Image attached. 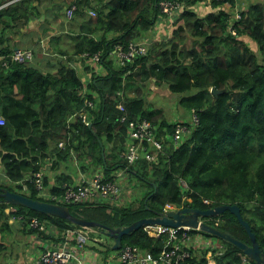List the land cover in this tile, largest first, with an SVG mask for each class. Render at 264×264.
Returning a JSON list of instances; mask_svg holds the SVG:
<instances>
[{
  "label": "trees",
  "instance_id": "obj_1",
  "mask_svg": "<svg viewBox=\"0 0 264 264\" xmlns=\"http://www.w3.org/2000/svg\"><path fill=\"white\" fill-rule=\"evenodd\" d=\"M161 1L66 0L67 8L76 6L74 18L81 19L74 36L68 35L74 49L61 47L57 42L60 37H51L47 49L69 60L59 61L54 72H43L32 63H10L3 68L0 59V116L5 119L0 126V188L49 202L39 196L34 174L46 167L59 172L49 191L62 195L63 185L70 178L69 166L76 158L81 171L92 175L101 172L105 181L115 180V173L124 171L135 192L126 205L103 200L67 205L73 216L116 229L156 217L166 205L201 210L237 205L264 252V0L251 1L241 11L236 36L226 33L235 0H212V10L204 16L194 8L205 0H178L187 8L171 36L152 42L147 54L132 64L117 66L111 52L118 45L147 41V34L161 18ZM42 2L0 0V56L5 60L9 61L12 48L20 47L18 42L10 46L7 32L14 37L33 18L45 16L47 20L51 10L42 11ZM226 3L229 8L224 7ZM88 9L95 15H88ZM29 41L39 46L36 39ZM250 42L255 43L260 58L247 44ZM31 49L35 60L36 48ZM82 54L87 58H79ZM94 54L100 55L95 68L101 67L103 74L94 68L85 82L68 61L78 57L88 71L92 66L87 62ZM151 86L181 95L179 105L195 111L198 123L187 125L189 133L176 148L169 140L176 123L169 122L164 107L148 109L149 98L144 95H149ZM131 92L134 94L129 95ZM88 102L93 106H87ZM120 103L130 120L146 119L154 127L156 138L163 140L164 149L156 163L139 160L128 166L123 160L129 138L127 124L120 121ZM82 110L87 121L80 118ZM61 142L63 148H59ZM180 180L187 190L181 188ZM43 185L47 189L48 176L43 177ZM7 208L14 209L11 215L23 217V229L44 239L62 240L64 232L81 229L69 220L0 202V234L11 232ZM31 218L45 222L48 231L28 228ZM201 220L250 245L232 213L225 211ZM91 230L89 244L107 258L114 252L113 240L108 237L112 241L107 242L101 228ZM190 233L211 238L193 229ZM100 236L105 242H100ZM121 246L158 255L164 242L149 236L143 227L124 235ZM217 246L222 248L221 255H214L217 264H246L237 247L222 240H217ZM5 249L0 236V254ZM207 252L192 251V257L183 264H205ZM247 262L255 264L248 258Z\"/></svg>",
  "mask_w": 264,
  "mask_h": 264
},
{
  "label": "built area",
  "instance_id": "obj_2",
  "mask_svg": "<svg viewBox=\"0 0 264 264\" xmlns=\"http://www.w3.org/2000/svg\"><path fill=\"white\" fill-rule=\"evenodd\" d=\"M212 1V0H207ZM223 1V0H219ZM205 2V1H204ZM161 17L169 23V28H173L180 15L186 10L185 3L178 0H163L159 4ZM65 18L70 21L75 16L76 6L71 5L66 8ZM242 9L234 8L231 17L227 23L226 33L236 36L235 24L240 19ZM89 14L94 16L95 13L90 11ZM146 41H135L128 44L127 47L118 45L111 52L114 63L117 66L123 67L132 64L134 60L143 57L147 54L148 46ZM79 58H87V54H82ZM3 60L2 67L8 68L10 63L28 65L34 60V52L32 49H16L10 56L9 61L0 56ZM100 55L94 54L89 64L98 65ZM94 65V66H95ZM87 106L92 107L93 103L88 102ZM122 111L120 121L127 124L128 143L125 151L122 153V158L128 166L135 164L139 160H145L149 163H156L158 156L163 152V140L156 138L154 127L146 119L130 120L128 115L123 110V105L118 104ZM192 113V126L198 123L197 116L194 110ZM83 118V117H82ZM85 120V117L83 118ZM174 132L169 137L174 147H178L181 143L182 136L189 133L187 125L180 122H175ZM5 124V119L0 116V126ZM64 143H59V148H63ZM116 179L105 181L103 174L97 172L93 177L82 180L76 185L64 184L62 195L52 194L46 191L43 185V175L41 173L34 174L30 180L35 183V188L39 191V196L47 198L49 202L59 205H71L76 203H84L88 201L103 200L112 205H119L121 189L120 177L125 178L124 171L115 173ZM36 178V179H35ZM179 185L184 190H187V185L183 180H180ZM188 201H190L188 199ZM208 203V201H205ZM169 210H179L172 205H166L163 213ZM12 208L5 210L7 215H10L8 221L13 223H21L24 221L22 216L14 215ZM22 224V223H21ZM27 227L36 230L37 232L48 231V226L45 222L38 218H31L27 222ZM149 236L161 239L164 242L163 249L158 255L150 252H143L137 247L125 246L115 250L110 257L100 264H183L188 258L192 257L191 252L194 251L192 242L201 247V250H207V247L217 243L214 239L204 238L200 234L190 233L192 229L186 227L170 228L162 226H147L145 227ZM92 228H81L76 230H68L64 232L61 243L57 246L45 247V250L32 261L31 264H82L81 252L90 242V233ZM210 239V240H209ZM101 242V241H100ZM102 243V242H101ZM220 249L221 246H219ZM95 251V250H94ZM98 253V252H97ZM99 254V253H98ZM222 251L212 254L208 250L206 254L207 262L205 264H217L214 255H221ZM100 255V254H99ZM243 262L248 264L247 258L243 257Z\"/></svg>",
  "mask_w": 264,
  "mask_h": 264
},
{
  "label": "crops",
  "instance_id": "obj_3",
  "mask_svg": "<svg viewBox=\"0 0 264 264\" xmlns=\"http://www.w3.org/2000/svg\"><path fill=\"white\" fill-rule=\"evenodd\" d=\"M65 1L66 0H43V2L40 4L39 8L42 11H44L46 8L51 10L49 13H47V16H46L47 20L46 21H44L45 16H39L37 18H33L27 24V26L21 28L20 33L17 36L13 37L10 33L7 32L6 34H7V36L9 35L8 37L10 38V41H11V45H10L11 47L16 42H18L20 44V47H14V48H12V51H14L16 49H31L33 47H37L36 44H32V42L29 41L33 37L36 40H38V44L39 45L41 44V46H42L44 44V42H43L44 39L49 40L51 38V31H49L48 35L46 34V37L42 36V34H45L44 33L45 29L49 30L50 26H53V27L58 26V28L60 29V27L64 26L65 25V18L63 16V12H64L65 8H67ZM251 1L256 2V1H263V0H235V8H242L243 9V7H245V6L247 7ZM203 3H205V2H202V4ZM199 4L201 5V3H199ZM246 7H245V9H246ZM62 10H63L62 17H59ZM88 10L91 11V9H88ZM90 11H88V14ZM77 19L78 18H76L75 21H77ZM80 20L81 19H78L77 24ZM71 23H72V21H71ZM69 25H70V23H69ZM169 27H170L169 23L161 17L159 19V21L156 23L155 27H153L152 31H155L154 29H157V35L155 34V37L156 38L157 37H163L165 39L169 35H171L172 30L174 28L173 27L170 29ZM75 33H76V29H68V31H66V34L71 35V36H74ZM26 38H29L28 42H25ZM146 39H147V41L149 40L148 35H147ZM155 40L157 41V39H155ZM52 56L57 57L55 54L51 55V57ZM48 58H50V57H48ZM51 61L52 60H50V59L47 60L46 65L50 68L48 70H46L45 72H54L57 69V65H58V62L60 61V58H55L53 60L54 62H51ZM82 61H84V60L80 59L81 63H82ZM87 63H89V62H87ZM79 66H80L79 69L81 70L82 67H81V65H79ZM36 67H38V66H36ZM96 70L98 73L103 74V69L101 67H97ZM96 70H94V71H96ZM81 72L84 73L83 70H81ZM86 76L89 79L91 76L90 72L87 73ZM88 79H86V80H88ZM85 82H87V81H85ZM154 89H155L153 91L154 94L157 93L158 91H161L160 90L161 88L160 89L154 88ZM133 94L134 93L131 92L129 95H133ZM148 98H149L148 107H150V106L151 107H153V106L158 107L155 103L156 100L154 98H152V97H148ZM161 107H163V106H161ZM79 115H80V118L85 117V121H87V113L85 110H82L79 113ZM169 122H171V123H175V122L183 123V121H181L179 118H176L175 120L173 118L169 119ZM66 168H68V167H65V169ZM69 168H70V170H68L67 175L70 176V178L65 182V184L69 183L70 185L74 186V185L80 183L82 180H86V179L93 177V175L91 173H84L83 171H81L79 169V164H78V161L76 160V158H75V160L71 161V166H69ZM61 169H64V167H61ZM71 170H73V172H71ZM58 173L59 172H57V171H50L48 169V167H46L41 172L43 177L48 176V184L49 185L47 186V189L45 188L46 191L50 192L49 188L55 184L56 179H57L56 177L58 176ZM8 223H9V225H11L12 231H14V230L16 231L19 228L22 233H25V235L28 234L31 236L26 237L25 235L22 234L19 236L20 239L14 240V241H20L21 247L17 251H11L13 254H11L10 251H7V247L5 245V247H6L5 251L0 254V256H1L0 257V264H31L32 261L34 259H36L45 250V247H47V248H49L50 246L55 247L59 243H61V241H62V240L44 239L42 236L38 235L36 232L35 233H28L26 231V229L22 230L21 227L19 225H17L16 223L11 224L9 221H8ZM22 241H24L25 243L22 244ZM1 242H3L2 239H1ZM88 245H86L84 250L81 252L82 264H100V263L106 261L110 257V255L111 256L113 255V254H110L109 257L108 258L105 257L106 258L105 259V258H103V255H99L97 253V251H94L92 249L93 246L89 247ZM7 246H8V244H7ZM201 247H202V245H201ZM200 248H197V251H202L201 250L202 248L201 249ZM6 257H9V258L6 259ZM243 257H245V256H243Z\"/></svg>",
  "mask_w": 264,
  "mask_h": 264
},
{
  "label": "water",
  "instance_id": "obj_4",
  "mask_svg": "<svg viewBox=\"0 0 264 264\" xmlns=\"http://www.w3.org/2000/svg\"><path fill=\"white\" fill-rule=\"evenodd\" d=\"M213 93H215V95L218 94L216 91H213ZM29 179H32V176H29ZM0 197L2 198L0 202L3 204L21 206L44 215L66 219L81 228H101L102 233L113 240L112 250L114 251L120 249L121 240L124 235H130L140 228L147 226H162L170 228L186 227L209 233L217 240L225 241L240 249L244 256L253 260L255 264H264V252H262L257 244L256 235L252 232L250 225L241 217L240 208L237 205H219L206 210L191 207L181 208L176 211L169 210L166 213H160L156 217L137 220L131 225L123 228L110 229L99 223L90 222L83 218L73 216L68 207L64 205L34 200L23 194L15 193L5 188H0ZM225 211L236 216L250 239V245L204 223L201 220L202 218L217 217ZM217 240L215 241L217 242Z\"/></svg>",
  "mask_w": 264,
  "mask_h": 264
},
{
  "label": "rangeland",
  "instance_id": "obj_5",
  "mask_svg": "<svg viewBox=\"0 0 264 264\" xmlns=\"http://www.w3.org/2000/svg\"><path fill=\"white\" fill-rule=\"evenodd\" d=\"M240 2V1H239ZM224 7L226 8H229V4H225ZM246 7V6H245ZM245 7L242 8H239V9H242L244 10ZM248 7V6H247ZM246 7V8H247ZM196 12L199 13V16H204L206 15L208 12H210L212 10L211 8V1H207L205 0V3L203 4H197L196 7L194 8ZM64 10V9H63ZM63 10L61 11L59 17H62V12ZM67 9L65 8L64 12H63V16L65 18V11ZM90 11V10H89ZM89 15V14H88ZM91 16V15H90ZM74 18V17H73ZM72 18V19H73ZM76 18H74L73 23H70V21L66 20L65 18V25L60 27V29L58 28V26H50L48 32L46 33L48 35L49 31H51V37H54V38H59L60 37V40L57 41L59 42V45H61V47L64 46L65 49L69 50V51H72V49H74V41L72 39L69 38V36L66 34V31H68V29H77V21H75ZM155 31H151L149 32L147 35L149 36V40L147 42H145L147 44V46L149 47V45L152 43V42H156L155 39H157V41H162V40H165L167 39L168 37H170L171 35H169L167 38H163V37H155V34L157 35V29H154ZM156 32V33H155ZM46 34H42V36L46 37ZM20 38V37H19ZM162 38V39H161ZM33 39H35L33 37ZM161 39V40H160ZM38 41V40H37ZM44 44L41 46V44L37 47H34L36 48V59L33 60L31 63L34 64L35 66H38L43 72H45L46 70H48L50 67H48L46 64L47 60H52L51 62H54L53 60L55 58H60L58 57L57 54V57L55 56H52L53 54H51L47 48H48V43L49 40L47 39H44L43 40ZM251 50L259 56L260 58V53H259V50L258 48L256 47L255 43H247ZM47 51H49V53H47ZM54 52V51H53ZM50 57V58H48ZM68 57V56H66ZM35 58V57H34ZM46 60V61H45ZM69 60V58H60V62H65ZM69 62V65L72 66L73 68H77L79 70L78 72V75L81 76L82 78H84V81H87L86 79H88V77L86 76L87 73H89L90 71H92V69L94 70L95 64H92V66L94 67H91L90 70L86 71L84 70V67H85V62L82 61V63L80 62V59L78 57H72V60L68 61ZM72 62V63H71ZM30 63V64H31ZM29 65V64H28ZM81 65V70L84 71L81 72V70L79 69ZM54 67V66H53ZM85 76V77H84ZM155 87L151 86L150 89L151 91L150 92H147L148 94H150L149 96L148 95H144V97H152L156 100V105L158 107H161L163 106L165 111H166V114L168 116L169 119H176V118H179L181 121H183L184 124L186 125H191V120H192V113L191 111H187L186 109H183L180 105H179V100L181 98V95L178 96V95H174L172 93H170L167 88H164V87H161V91H158L157 93H153V91L155 90L154 89ZM157 88V87H156ZM212 94L215 95V93H213V91H211ZM189 94H185L184 97L188 96ZM153 100V99H152ZM151 107V106H150ZM150 107H148V109H151ZM187 135H184L182 136L181 140H183L184 138H186ZM71 172H73V170H71ZM121 179H118V181L120 182V189H121V195H120V200H119V204L120 205H126L128 204V202L132 201V197L134 196V192H135V185L133 183H131L129 181V179L125 176V178L123 177H120ZM190 202V201H189ZM8 209V208H7ZM17 225H19L21 227V229L23 230V227H22V224L21 223H16ZM8 231V230H7ZM4 231L0 234L1 236V239L3 240V242L5 243L6 247H7V251H17L21 246H20V241H14V240H18L20 239L19 236L20 235H25V233H22L21 230L18 228V230H14L11 232L10 231ZM196 231H199V232H202L204 234H207L208 236H211L210 239H215L217 240L216 238L213 237V235L209 234V233H206V232H203V231H200V230H196ZM192 234H199V233H192ZM202 235V234H200ZM26 237L28 236H31V235H28L26 234L25 235ZM105 236V235H104ZM203 236V235H202ZM107 237V236H105ZM103 237V236H100V241L101 242H105L106 238ZM204 237V236H203ZM108 238V237H107ZM205 238V237H204ZM22 239V238H21ZM112 240H110L109 238L107 239V242H111ZM25 242L22 241V244H24ZM192 247L194 248V252L196 251L197 252V248H198V245L195 243V242H192ZM89 247L90 246H93V244H89L88 245ZM5 247V248H6ZM219 249V250H218ZM207 250H211L212 251H220L221 249L217 246V243H215L213 246H209L207 247ZM11 254H13L11 252ZM1 257V256H0ZM106 257V256H105ZM109 256H107L108 258ZM9 257H6V259H8Z\"/></svg>",
  "mask_w": 264,
  "mask_h": 264
}]
</instances>
